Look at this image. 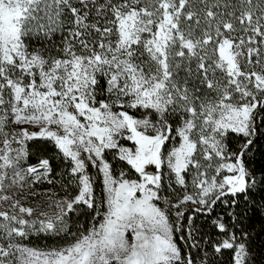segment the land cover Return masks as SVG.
Masks as SVG:
<instances>
[{"label":"snow or ice","instance_id":"snow-or-ice-1","mask_svg":"<svg viewBox=\"0 0 264 264\" xmlns=\"http://www.w3.org/2000/svg\"><path fill=\"white\" fill-rule=\"evenodd\" d=\"M0 264H264V0H0Z\"/></svg>","mask_w":264,"mask_h":264},{"label":"trees","instance_id":"trees-1","mask_svg":"<svg viewBox=\"0 0 264 264\" xmlns=\"http://www.w3.org/2000/svg\"><path fill=\"white\" fill-rule=\"evenodd\" d=\"M257 227H258V225H257ZM36 246L42 247L43 246V242H37V245Z\"/></svg>","mask_w":264,"mask_h":264}]
</instances>
